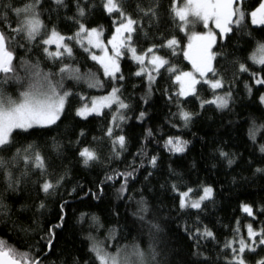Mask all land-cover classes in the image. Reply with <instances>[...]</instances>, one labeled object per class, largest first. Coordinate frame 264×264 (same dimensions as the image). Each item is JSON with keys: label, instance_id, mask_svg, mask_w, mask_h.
Instances as JSON below:
<instances>
[{"label": "trees", "instance_id": "trees-1", "mask_svg": "<svg viewBox=\"0 0 264 264\" xmlns=\"http://www.w3.org/2000/svg\"><path fill=\"white\" fill-rule=\"evenodd\" d=\"M33 2L0 0V31L10 37L14 63L18 68L25 60L38 64L53 74L54 81L61 80L59 69L69 65L80 70L82 79H69L64 74L61 91L72 95L55 124L26 132L16 130L13 143L0 149L4 161L0 167V239L29 252L41 264H97L90 251L94 242L109 252L138 246L144 253V264H229L233 253L225 245L246 239L249 224L254 230L264 229V171H257L264 169V153L260 151L264 130L255 140L250 136L251 130L264 125V108L259 101L264 85L254 84V74L264 78V66L249 60L257 44L264 43V25H252L246 16L242 25L233 26L223 38L218 36L212 49L216 53L213 67L215 79H221L223 87L214 91L201 83L197 95L180 97L175 74L167 67L155 73L150 82L146 72L136 75L140 66L124 54L117 73L123 79L114 80L105 77L85 49L71 41V56L54 59L44 52L46 46L41 41L52 29L69 37L78 30L77 21L88 29H102L108 40L119 14L109 15L104 0H63L62 5L40 0L35 11L45 27L30 41L11 29L19 27L20 17L14 9ZM121 2L124 11L138 21L131 41L138 54L155 46V54L171 66L179 71L191 69L183 55L187 36L171 15V0ZM259 2L244 0V11L254 10ZM80 8L84 16L79 15ZM148 8L154 9L155 16L141 10ZM192 30L204 29L197 23ZM173 37L178 41L175 54L173 49L162 47ZM241 63L247 72L240 71ZM146 65L152 67L148 62ZM208 76L213 78L211 73ZM96 79L102 86L89 87ZM0 87L13 98L23 90L21 84L12 81ZM113 88L119 89L118 95L128 107L120 110L125 119L116 121L119 126L113 125L110 137L106 133L117 106L87 118L77 116L76 111L85 103L81 96L89 102ZM229 93L226 108L215 104L201 107V101ZM181 109L192 114L187 124L180 117ZM120 135L126 141L123 149L113 145L114 137ZM177 137L187 142L182 153L172 152L166 145L169 138ZM29 145L30 152L25 153ZM84 148L95 151L98 159L85 165L79 155ZM17 149H21L19 155ZM35 152L45 160L44 171L23 160L24 155ZM152 157H156L155 166L150 163ZM127 172L133 175L121 193L125 178L117 174ZM109 176L114 179H107ZM45 180L56 185L47 193L41 188ZM174 186L179 192L193 189L194 197L201 195L203 187H211L213 194L200 209H181ZM242 205L251 206L255 218L244 214ZM197 229L200 233L210 230L213 237L198 235ZM233 247L238 248V243ZM261 258L264 246L245 252L247 264H257Z\"/></svg>", "mask_w": 264, "mask_h": 264}, {"label": "snow or ice", "instance_id": "snow-or-ice-1", "mask_svg": "<svg viewBox=\"0 0 264 264\" xmlns=\"http://www.w3.org/2000/svg\"><path fill=\"white\" fill-rule=\"evenodd\" d=\"M39 3L40 0H34L33 3H28L24 7L14 9L20 20L18 22L19 27H12L11 30L25 34L30 41L35 40L45 27L35 11V6ZM55 3L62 5L63 0H55ZM243 4L244 0H171L170 12L173 19L178 21V27L181 32L190 33L188 35L187 48L183 55L185 59L191 62L194 70L192 72L179 71L176 67L171 66L167 59L155 55V46L147 49V52L144 54L137 53L136 48L132 47L131 41L133 33L137 31L136 26L138 25V21L124 11L121 0H104L103 3L104 10L109 15L113 13L119 14V17L113 21L114 25H116L114 34L107 40V45H111V54H109L108 47L101 39L103 30L97 28L88 29L85 24L79 21H77L79 28L74 36L65 37L55 29H52L47 38L41 42L44 45L55 44L56 51L50 52L49 48L45 47L44 52L50 58L60 59L64 54L68 56L72 55V48L65 43L66 40L75 39L77 43L86 40L89 47L99 49L102 53L101 55L92 54L91 59L100 64L105 77L114 80L123 79L122 75L117 77V73L120 72L118 58L124 54L122 50L126 49L127 52L131 53L132 59L141 65V70L136 75L147 72L148 79L152 82L155 79L152 73H159L161 68L167 67V71L175 74V82L179 85L177 95L180 97L195 96L197 95V85L201 83L208 84L214 91L223 87L222 80L215 79L217 74L212 63L216 58V53L212 52V47L216 43L217 35L221 38L225 37L228 33L232 32L233 26L239 27L242 25L246 16L251 18L253 25H264V0H260L258 6L248 13L244 11ZM141 10L144 11L145 15L151 14L155 16L156 14L152 8ZM79 15H85L83 8L79 9ZM210 22L214 25V29L219 30L218 32L209 28ZM197 23H203V26L209 30L205 33H198L192 30ZM9 40L10 37L5 32L0 31V85L12 81L21 84L22 87L26 82L27 86L23 87V90L19 92L18 98H13L11 95L6 94L3 88L0 87V149H4L13 143V133L16 130L26 132L28 129L36 126L47 127L55 124L64 111L67 98L72 95L70 91H61L64 87V74H67L69 79H82L80 70L69 65H64L59 69L60 81H54L53 74L44 72L38 64H30L26 60L18 68L14 63L16 57ZM89 47H85V51H88ZM162 47L173 49V54H175L178 41L173 37ZM149 53H152V56L147 62L152 65L151 69L144 67ZM250 59L254 63L264 66V43L257 44ZM239 69L241 72L248 71V68L243 63L240 64ZM20 72H23L24 75H20ZM209 73L212 74L213 78H209ZM254 77L256 84L264 85V78H260L258 74H254ZM88 86L97 87L102 85L96 79L94 82L89 83ZM118 92V88H113L106 96L94 97L91 99L90 106L87 98L81 96V100L85 101V103L81 108L77 109L76 114L82 118H87L88 115L93 113L101 115L102 109L111 108L115 104L117 112L113 114V124L118 127L119 125L116 121H123L125 119L120 110L128 107L120 99ZM230 95V93L225 96L216 95L211 100H203L201 101V107L205 104H215L218 108H226ZM260 102L264 104V96L260 97ZM191 115V113L182 109L180 111V117L185 121V124L191 119ZM141 116H143V113H141ZM261 130H264V125L251 130V138L255 140L257 133ZM106 135L112 137L113 127H109ZM149 135H151V132H149ZM125 142L123 135L116 136L113 139V145L118 144L120 149L125 147ZM186 144V141L178 137L175 139L169 138L166 142L169 150L176 153L184 152ZM30 149L31 145L23 151L29 153ZM113 151L116 152L115 147ZM260 151L264 153V145L261 146ZM20 152L21 149H17L18 155ZM79 155L83 158L85 165L90 161L98 159L96 152L89 148L82 149ZM116 155L119 156V152H116ZM221 155L225 156L226 153L222 152ZM23 160L26 165L31 164L36 169L45 170V160L39 152H35L34 155L26 154L23 156ZM150 163L155 166L156 157H152ZM231 163L232 161L229 160V164ZM3 166L4 161L0 159V167ZM257 171H264V169H257ZM117 175L125 178V183L120 189L121 193H123L126 190L127 178L131 177L133 173L127 172ZM107 179L112 180L114 177L109 176ZM55 186L53 183L45 180L41 188L42 191L47 193ZM174 190L178 191L180 196L181 209H200L202 202L210 199L213 192L211 187H204L203 194L198 199H190L193 189L189 188L186 191L179 192L174 186ZM242 211L248 216L255 218L251 206L242 205ZM83 216L84 214H82L81 219H83ZM93 220H96V218L93 217ZM59 226L56 225L55 227ZM153 227L157 226L153 225ZM237 232H239V228H237ZM196 234L203 235L204 237H213V233L207 229L203 233H200L197 229ZM233 243H238L239 247L234 248ZM49 245H51V240H49ZM259 246H264V229L254 230L251 224L247 225L246 239L241 237L236 241H229L225 245L233 253L229 264H247L245 252H256ZM90 251L95 255L97 264H144V253L138 246H133L131 250L125 247L117 248L115 252H109L103 244L93 243ZM0 264H41V261L38 258H34L29 252H21L16 247L9 245L4 239H0ZM257 264H264V258L258 260Z\"/></svg>", "mask_w": 264, "mask_h": 264}, {"label": "rangeland", "instance_id": "rangeland-1", "mask_svg": "<svg viewBox=\"0 0 264 264\" xmlns=\"http://www.w3.org/2000/svg\"><path fill=\"white\" fill-rule=\"evenodd\" d=\"M249 18V21H250V23H251V18L250 17H248ZM252 24V23H251ZM253 25V24H252ZM201 26L203 27V31H197L198 33H205V32H207L209 29H206L204 26H203V23H201ZM255 26H258V25H255ZM209 28H211V29H214V25H212L211 24V22H210V25H209ZM216 32H218L219 30L218 29H214ZM78 31V30H77ZM76 31V32H77ZM114 31H115V28H114ZM184 34H186V36H187V43H186V47H185V50H186V48H187V44H188V35L190 34V33H188V32H183ZM113 34H114V32H113ZM112 34V35H113ZM75 35V33L72 35V36H74ZM218 36L219 35H217V38H216V41H217V39H218ZM220 37V36H219ZM47 38V37H46ZM111 38V37H110ZM109 38V39H110ZM221 38V37H220ZM101 39L103 40V42H104V44L108 47V49H109V54H111V45H107V39H104V37L102 36L101 37ZM70 41L71 42H73V43H75V44H77V45H80V46H82L84 49H85V47H89L88 45H87V41L86 40H83L81 43H77V41L75 40V39H73V40H66L65 41V43H67L68 44V46L69 47H71V45H70ZM215 45V44H214ZM213 45V46H214ZM46 47H48L49 48V51L50 52H52V51H56L57 49H56V45L55 44H52V45H45ZM133 47V46H132ZM212 49H213V47H212ZM184 50V51H185ZM61 51H62V49H61ZM255 51V50H254ZM253 51V52H254ZM88 54H89V57L91 58V55L92 54H96V55H101L102 53H101V51L99 50V49H96V48H91V47H89V50L88 51H86ZM122 52L124 53V54H127V57L131 60V61H133L134 63H136V64H138L139 66H140V69H139V71L141 70V65L137 62V61H135V60H133L132 59V56H131V53H129V52H127V50L126 49H123L122 50ZM213 52V51H212ZM253 52L250 54V57L252 56V54H253ZM124 54L121 56V57H119L118 58V63H119V61H120V59L124 56ZM154 54H155V52H154ZM64 55H67V54H64ZM156 55V54H155ZM151 56H152V53H149L148 54V56L146 57V60H145V65H144V67H146L147 69H151L152 67H148L147 65H146V63H147V61H148V59H150L151 58ZM250 57H249V60H250V62L251 63H253V64H255V65H258V66H260L259 64H256V63H254L253 61H252V59H250ZM94 61V60H93ZM189 61V60H188ZM94 62H96V61H94ZM190 62V61H189ZM97 63V62H96ZM191 63V62H190ZM213 63V62H212ZM98 64V63H97ZM99 66H100V64H98ZM191 66H192V64H191ZM101 67V66H100ZM102 69V68H101ZM102 71H103V69H102ZM192 71H194L193 70V68L191 67V69L190 70H187V72H192ZM247 72V71H246ZM210 74V73H209ZM146 75H147V77H148V74H147V72H146ZM152 75L153 76H155V72H153L152 73ZM197 76H198V74H196ZM260 77V76H259ZM254 84L255 85H260V84H256L255 83V77H254ZM208 85V84H207ZM209 86V85H208ZM210 87V86H209ZM211 88V87H210ZM108 95V94H107ZM103 96H106V95H103ZM261 96H264V94H262ZM260 96V97H261ZM19 97V94H18V96L17 97H14V98H18ZM99 97H102V96H96L95 98H99ZM260 97H259V101H260ZM92 98H94V97H92ZM91 98V99H92ZM91 99L89 100V106H90V102H91ZM261 103V102H260ZM84 105V104H83ZM115 104H113L112 106H114ZM261 105L263 106V108H264V104H262L261 103ZM116 106V105H115ZM81 108V107H80ZM79 109V108H78ZM104 109H107V108H104ZM104 109H102V111L104 110ZM76 113H77V111H76ZM77 115V114H76ZM91 115H96L95 113H93V114H90V115H88V116H91ZM78 116V115H77ZM87 116V117H88ZM80 117V116H79ZM82 118V117H81ZM113 120H112V122H111V126L110 127H113ZM36 127H39V126H36ZM204 188V187H203ZM203 188L201 189V195L203 194ZM212 194H213V192H212ZM199 197H194V196H192V194H191V196H190V199H198ZM206 201V200H205ZM204 202V201H203ZM202 202V203H203ZM192 209V208H191ZM241 211H242V206H241ZM243 212V211H242ZM244 213V212H243ZM244 214H246V213H244ZM95 243V242H94Z\"/></svg>", "mask_w": 264, "mask_h": 264}]
</instances>
